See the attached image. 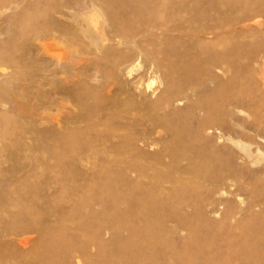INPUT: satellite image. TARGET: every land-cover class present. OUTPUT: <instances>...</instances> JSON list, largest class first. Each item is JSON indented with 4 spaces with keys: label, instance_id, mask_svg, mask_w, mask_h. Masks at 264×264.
<instances>
[{
    "label": "rangeland",
    "instance_id": "rangeland-1",
    "mask_svg": "<svg viewBox=\"0 0 264 264\" xmlns=\"http://www.w3.org/2000/svg\"><path fill=\"white\" fill-rule=\"evenodd\" d=\"M125 17L130 20L133 16L127 14ZM175 25L171 21L164 22L151 28L150 34L158 38L165 28L171 30ZM129 28L132 27L113 24L108 18L103 23L107 37ZM192 29L185 24V33H192ZM169 33L176 35L177 32ZM134 39L148 55L168 52L169 39H145L143 30L136 32ZM259 39L249 36L229 39L234 42L235 54L242 56L240 61L236 60L235 64L230 60L221 62L220 68L214 69L213 80L209 79L208 85L196 87L191 101L207 99L220 107L214 115L215 126L196 135V121L192 117L208 119L204 111L196 109L191 115L182 111L188 105L187 100L175 104L168 100L160 105L155 103L156 96L167 85L152 70L155 59L135 56L126 42L117 37L113 41H103L113 46L112 60L123 71L116 78L111 63L100 62V49L86 38L82 64L87 94L82 104L79 106L72 99L47 117L52 121L56 119L57 123L38 124L42 129L50 127L56 132L80 125L82 133L77 143L0 140V206L18 202L51 208L55 205L69 207L74 201H82L80 188L85 183H90L92 191H96L99 186L96 178L102 170H107L116 182L112 192L121 195L123 208L135 206L139 194L156 197L161 203L157 208L165 215L164 220H156L155 212H150V219L146 221L147 230L157 228L160 245L156 247L154 238L146 235V252L156 253L158 248L171 245L174 248L171 253L181 254L182 245L188 244L189 250L199 254L215 258L225 256L232 264H241L244 244L255 243L264 254V119L260 123L257 120L264 117V91L256 86L264 65L254 61L263 50L260 45L263 40ZM186 43L184 48L190 42ZM52 50L63 58L72 55V48L61 44ZM184 50L167 54V60L182 69L199 66L207 60L206 56H192L193 51L191 56L185 57ZM161 57L157 59L162 60ZM247 71L251 75L247 100L253 98L254 107L238 104L239 96L230 93L241 90L238 85L228 89L226 97L208 96V88L227 84L237 72H241V76L243 73L241 80H245ZM98 76L100 81L94 79ZM45 91L52 97L59 96L56 86H46ZM34 95L22 98L21 104L34 101ZM81 115L83 119L94 120L95 126H88L87 121L76 124ZM181 123H185L182 144L186 147L170 154L167 150L174 145V132L182 130ZM57 158L60 161L57 162ZM194 165H202V168L196 169ZM24 179L22 190L9 197L3 195V190ZM179 184L190 188L182 201L172 196L176 191L172 186L179 187ZM163 192H168L169 196L165 193L168 197L162 196ZM223 239L230 244L226 254H220ZM16 246V249L0 247V259L4 258L9 264L18 261L17 264H31L21 258V253L17 254L20 248L21 252L25 249Z\"/></svg>",
    "mask_w": 264,
    "mask_h": 264
},
{
    "label": "bare ground",
    "instance_id": "bare-ground-1",
    "mask_svg": "<svg viewBox=\"0 0 264 264\" xmlns=\"http://www.w3.org/2000/svg\"><path fill=\"white\" fill-rule=\"evenodd\" d=\"M138 1L141 3L137 4L135 0H0V140L15 138L16 142L77 143L82 133L80 125L56 132L50 127L42 129L38 124L57 123L56 119L52 121L47 117L72 99L79 106L82 104L86 93L82 64L86 38L100 49L98 60L111 63L116 78L123 71L112 60L113 46L103 41H113L117 37L126 42L135 56L155 59L153 72L167 82L166 89L156 96L155 103L160 105L168 100L175 104L187 100L188 105L182 111L190 115L196 109L204 111L208 119L192 117L196 121V135L215 126L214 115L220 107L210 100L191 101L190 97L196 87H203L212 79L214 69H219L221 62L240 61L242 56L235 54L234 42L229 41L231 38L249 36L262 39V53L254 61L264 65V0ZM127 14L133 17L128 20ZM106 18L113 24L132 28L113 32L107 37L103 29ZM170 21L176 24L171 30L165 28L158 38L150 34L151 28ZM186 23L193 28L192 33H185ZM141 30L145 39H169L168 52L159 53L165 60L157 59L159 55L142 52L134 39V34ZM170 31L177 33L170 34ZM186 40L190 43L184 48ZM57 44L71 47L72 55L63 58L53 51ZM215 47L220 50H213ZM180 49H185V57L191 56L193 51L192 56H206L207 60L199 66L182 69L166 56ZM261 73L256 86L264 91V70ZM240 74H234L227 84L208 88V96L226 97L228 89L238 85L241 90L230 93L239 96L240 106L254 107V99L247 100L251 90L248 86L250 71L245 72V80H241L244 75ZM94 79L100 81V76ZM46 86H56L59 96L52 97L45 91ZM34 93V101L21 104L22 98H29ZM81 117L76 119V124L87 121L88 126H95L96 122L91 118ZM263 119H257L258 123ZM180 125L182 130L174 132V145L167 150L170 154L186 147L182 144L185 123ZM175 128L179 129V126L175 125ZM200 167L202 165H194L196 169ZM25 180L9 185L3 195L9 197L22 190ZM96 180L98 189L92 191L90 183H85L80 188L84 198L72 202L69 207L55 205L51 208L18 202L1 205L0 247L16 249V245L21 246L25 252L18 248L17 254L21 253V258L31 264H232V260L225 256L215 258L189 250L188 244L182 245L181 254L171 253L174 249L171 245L158 248L156 253L146 252V235L154 238L156 247L160 245L157 228L147 230L146 221L150 219V212H155L156 220H164L165 215L157 208L161 203L156 197L139 194L135 206L123 208L121 195L112 192L116 182L111 173L102 170ZM172 187L176 190L172 196L178 201H182L190 190L185 184ZM164 193L169 196L168 192H163L162 196L168 197ZM223 240L220 254L230 250L229 241ZM258 246L244 244L241 264H264V254Z\"/></svg>",
    "mask_w": 264,
    "mask_h": 264
}]
</instances>
